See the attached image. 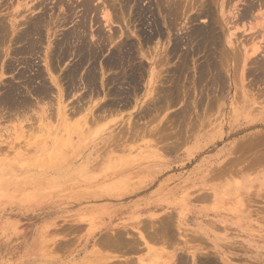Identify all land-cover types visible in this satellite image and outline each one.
<instances>
[{
  "label": "rangeland",
  "instance_id": "rangeland-1",
  "mask_svg": "<svg viewBox=\"0 0 264 264\" xmlns=\"http://www.w3.org/2000/svg\"><path fill=\"white\" fill-rule=\"evenodd\" d=\"M0 1V4H2V6L0 7V17L4 16L5 19H9L8 15L12 12L13 9L18 8V6L26 2L25 0H14L15 2H13V0ZM64 1V5L66 6H68V3L70 5V3L74 2L73 5H70L73 13L71 16H69L68 23H66V25H63L60 28H55V31L58 32V34L54 36V38L53 36H51V40H59L60 38H62V34L66 33L67 30L72 29L76 25L75 23L80 20L79 14L81 12V8L79 5L81 3V0ZM101 1L102 0H93L92 3L93 5L99 4L101 9H103V7L105 6L106 8L108 7L105 11H108L107 13H109L110 17L112 18V24L110 25L111 27H109L107 26L108 24L104 22L102 15L99 14L98 17L96 16L97 19L100 17L99 20L102 23L103 28L101 29L102 33L104 31V36H107V34L110 35L112 33H115L116 35H114L116 37L114 41L111 42V44L109 43L108 46H106V50L102 52L101 55L99 54V62L96 61L94 63L96 64L94 66H96L95 70L97 72V76L100 74L98 77L99 79L97 80V86L100 89L99 86L101 82H107V78H109L108 80H110V74L115 75L116 72H118L116 74L117 76L120 74L121 69H119L120 71H118L116 68L113 71L112 69H108V71H106L107 69L104 68V65L102 63H104V60L106 61V59H109L107 58V56L110 55L109 51L116 45V43L129 41L132 45V54L134 55L133 57H136L135 61H133L131 65H134L133 67L137 65H142V67H144V69L142 68V70L141 68H139L140 71L137 68H133L135 74L138 75L140 73V76L135 75L136 82L140 80L136 83V87L138 85L137 88H139V90L135 92L137 97L131 95L133 101L131 100L130 108L120 110L115 114L107 115L104 120L99 122V124L92 126L90 129H88V132L83 133L84 136L81 137L78 136V129H76L74 126L75 123H78V119L81 117L80 114L77 116L74 115L72 118H70L68 120L69 123L67 122L66 126L62 122H59V118L56 115L52 116L54 119H51L50 116L49 119L41 122H35L34 116L36 115V111L54 104L57 100V87L51 83V79H56L57 83L60 84L64 92H67L66 95H68V98H66V101L64 103V105H67V108L71 107L72 103L73 105L75 104L74 101L79 97V95H81L83 92L85 93V90L80 88L82 87L81 85H79V88H76L69 92L70 88H66V83L64 81V77L67 71L71 68V66H74V60L77 59V56L73 53L74 48L71 47L72 45L68 47L63 58L62 56L58 57L57 59L50 58L52 59V63L56 64V67L50 72V74L47 72V28L43 27L42 44L39 47L40 50L38 49L40 53H37L38 57L36 56V54L30 56L31 58H34L31 59L29 57V62L31 63V61H34L33 65L39 66L38 68H40L42 71V77H44L46 84L50 85L52 89L46 100H39L40 102L38 103L37 108H32V110L26 112V120H24L25 117L23 116L16 117L15 115H12L11 117H9L10 119H12L10 120L11 122H2L0 125V129L2 127H7L8 133H10V135L5 140H2V145H0V264H90L93 262V260H91L92 257H95L91 242L96 239L99 231L101 229L104 230L113 227L122 228L124 226H127L128 230L130 229V233L136 234L137 226L135 224L137 222L134 218L138 215L131 214V212L126 211V209L138 206L141 207L148 200L152 202V204L154 203L155 205H157L159 210L153 208L152 211L141 214L139 216L140 218H147L155 210L156 211L154 213L156 216H160L163 211L182 212V215H184V221L181 225L182 242H180L182 245H184L183 243L188 240V245L192 246V249L190 248V251H192V253L193 251L195 253H198V256L196 255L197 261L195 260L197 262L196 264H206L199 261V258L201 256V259H203L202 261H207V264H264V161L255 159L254 156L256 151L252 152L251 155H249L250 152H248V150H246L244 154H240L239 151H236L235 149L237 147V150H239V144L245 143L246 140H253L255 138L254 136H256L257 139H259L260 136H264V81H262L264 80V78L262 77L264 76V72L261 73L260 71L263 70H259L261 74L260 78L262 77L260 83H258L259 81H254V84L251 83L255 78L251 74L254 72V70H252L253 66L252 63H250V59L254 60V57L255 59L257 58V62L261 61V63H263L264 52L261 53V51L259 50L256 53L252 54L250 53L251 51H249L250 46L246 45L245 50L248 49V55L250 56V59L248 56L249 60L247 59V61L250 62L248 63L246 61L247 63H243V61H241L243 60V55H240L241 52L243 53V50L241 49L242 46L239 45L235 40V36L230 35V33H236L237 36H240L239 41H241L240 38L243 39L244 35L250 32H254L255 28H259L260 25L264 23V18L254 17L255 15H257V13H259V11H264V5H262L264 0H261L262 2L260 0H252L253 2H255L253 4L256 5L257 3V7L255 6L257 9H254L253 14H251L249 18H246L240 24L238 23L235 26H233V23L231 21L237 18V14L245 6V1L229 0L225 1L227 2L225 3L224 0H214L213 4L215 5H213L209 0V2L211 3L210 7L211 5L214 7H212V10H214L213 19L214 21L216 19L215 24L218 31L222 34V45L226 44L225 39L228 36H230L231 41L232 39L234 40V42L232 41V45H225L223 46L224 48L220 47V49L222 48L221 50L218 48L221 51V54H224L223 50H225V55H229H224L225 57L222 55L224 59L221 58L222 56H219L220 59L218 58V62L220 60L219 64L222 68L221 73L223 74L221 75L222 78H224L223 83L224 80L226 81V83L223 84L220 89H217V91L215 90V92H208V90L210 89L209 84H206L205 82V84H203L201 82V78L203 76L202 74L200 75L199 71L202 70L205 66L203 65L205 61L204 52L200 51L198 53L194 52L192 54L191 51L194 48V42L190 46L186 44L189 47L185 46L184 44V42H186L185 36L188 35L186 33L190 31L189 29H192L193 27L196 28L195 25H204L203 23L207 21V17H205L204 19V16H201L200 19L194 21L195 23L193 21H188L187 23L186 20L188 16L193 17L194 14L192 13L197 14L196 5H194V8L188 11L189 13L186 15H184L185 13H182L179 10L176 11V17H178V15L180 14V18H177L176 22H174V25L176 23L175 28L172 25V28H174L173 32H170L172 28L167 32V30H164V28L166 29V27L164 26V28L162 27V31H164V35H161L162 37L157 36L155 37V39L151 38L150 41L144 42L145 36L154 35V33H152L154 31L152 30L153 28L150 23L152 22L151 19L159 16V19L156 18V20L158 19L159 21L157 20V22L160 23L163 21L164 14H161L162 17L160 16V14L154 15L157 14L156 12H154V14L151 13L153 14V16L150 15L149 12L154 8V6L152 7V3L149 2V4L148 0H140L141 3H138L139 6L142 5L141 8H145V11L149 10L145 17L138 16L136 14V11L133 10L135 8H131V4L130 7H128V9L126 8L122 14L120 13L121 16H118V1H115L117 3L116 6L114 4V6L117 7V12L115 10H112L111 6L108 5L112 3V0L109 1L110 3L108 1L104 2L103 5ZM173 1L175 0H172L168 3H174ZM181 1H183V5L184 3L186 4L188 2V4H190V0ZM199 1L200 0H198V2ZM75 2H77L79 5H76L77 3L75 4ZM115 2L113 1V3ZM194 2H197V0ZM259 2L260 5H262L260 8L258 7ZM10 3L11 5H9ZM168 3V6H165L164 4V7H169L170 4ZM175 4L179 5V3ZM224 5L226 7H224ZM63 9L65 10L67 8L64 6ZM77 10H79L80 12ZM57 11H55V14H60L61 16L60 11ZM151 12H153V10ZM235 13L237 14L235 15ZM73 15H78V17L76 18L75 16L74 18ZM116 15L119 17V20L114 19ZM90 17L94 16L90 15ZM87 19L88 21L85 20V24L87 25L86 30L88 32L86 31V33L88 34V40L90 42L92 40L91 43H95V37L89 35L92 34L93 31L94 34L96 33L97 25H93L94 23H90V20H92V18L89 19V16L87 17ZM142 22L144 23L142 24ZM161 24L162 23H160V25ZM220 26H222V28ZM20 28H22V26H19V29ZM174 37L178 38V40L183 39L182 42L181 40L179 42V45L182 46L178 45L177 49L179 51L177 50L175 54H171L172 56H175L176 54L178 56L176 55L175 57L173 56L174 58L169 59L171 55L165 54V56L169 57L166 58L164 56V53L169 51ZM244 39L248 38L246 37ZM262 40L261 38H258L257 41L260 42L258 44H262V46H264V40ZM245 44L246 43H243L244 46ZM14 45L15 44L9 43L7 40L5 45L0 46V48H2V53L5 48L9 47L7 56H5V54L3 53V55L1 56L2 60L0 57V74L2 75L0 83L9 82L11 84H14L15 86L22 87V85H18L20 81L18 79H15L17 78L15 76L17 71L22 69V66H20L22 64L18 65L21 60L17 58L18 56L14 55V51H16L20 47V45L16 44L15 46H18L17 48ZM234 46L238 51L241 49L239 54H236L237 56L240 55V57H237V59L235 58V61L234 58L232 59L233 53L236 49ZM182 54H184L185 56L183 55L184 57H182ZM186 54H188L187 57ZM231 54L232 56H230ZM162 56L163 59H161ZM227 56L229 58H227ZM158 57L161 61L168 59L169 63L166 64L165 61L164 63L162 61L161 65L156 66L155 62L158 60ZM179 57H181V60L183 59L184 61L188 59V63L185 64L187 66L183 65L184 63H186V61H183V63L180 62V60L178 59ZM155 58L157 60H155ZM223 60L226 62V64L225 62H221ZM139 61H141V63ZM9 62L13 65L16 64V73L14 70V73L13 71H11L10 73V70H7V68H5V66ZM88 65H90V63L83 66L82 70L80 71V75L84 74V70H86V67L88 68ZM183 66L188 68L189 70H187L186 68L181 69L183 68ZM196 66L199 67L198 69L200 70H198L197 68L195 70ZM164 67L169 72H166ZM150 69H154L155 72L159 71V73L162 72V70L163 72L165 71L164 73H160V75L158 74L159 79L157 80L158 82H162V85L160 84L159 86L163 87L166 85L165 87H163V89L165 88L169 91L171 90L172 92H174V95L177 94V97L174 96L175 101L170 104L171 106L157 112L151 110V116H153L154 120L149 123L150 119L152 118L151 116V118L148 117L145 119H139V116L141 109L146 103V100L150 98L145 96L146 90L148 89V87L147 89H145L148 80V77L146 76L149 75V71H151ZM233 69L237 70V72ZM137 70L139 71V73ZM128 71L129 69H127V72ZM195 71L198 75H200L199 77L197 76L198 78L196 77L197 74L195 73ZM232 71L234 74H232ZM175 72L179 73L175 74ZM173 73L175 75H173ZM28 74L29 73H27V75ZM121 75L122 74H120V76ZM171 75L175 76V78L171 77ZM177 75H179V77ZM176 79L178 83H180V85L177 83V81H174ZM172 81L175 82L173 88L172 86H170L173 84ZM195 81L197 83H195ZM190 83H192V85ZM198 83L199 85H196ZM177 84L179 86H177ZM200 84L206 86L204 87L206 89H201L202 85ZM251 84L253 87L251 86ZM133 85L134 84H131L130 87L129 85L124 84V87L132 92V88L135 86ZM184 85L187 87L182 88ZM195 85L197 86V88ZM21 87L20 89L23 90L24 87ZM180 87L183 93L180 92ZM223 87L225 89H223ZM186 88L188 89L186 90ZM252 88L255 89L252 90ZM67 89L68 91H65ZM177 89L179 90V93L177 92ZM188 90L192 92H187ZM198 90L199 92H196ZM203 90H207V92ZM189 93H192V96H190L191 94L189 95ZM184 94L185 96L189 95L186 97V101L183 97ZM248 94L252 95V97ZM259 94H261V97ZM200 95H202V99H199ZM210 95L215 96L211 98L212 96ZM103 96L101 95L98 98V100L100 99L99 102L105 100ZM31 97H33L32 94H30V98ZM53 97H55V99ZM33 98L30 100L33 101ZM198 99L201 102L200 105H196L195 103H193ZM93 100L94 101L92 102L96 103L97 98ZM187 100L189 101L187 102ZM246 100L248 101V103ZM34 101V104L38 102V98H34ZM50 101H52V103ZM209 101H212L215 105L210 104L211 102L209 103ZM136 103L139 104L136 106ZM207 103L212 106L210 107ZM150 104L147 106H151ZM184 105H188V109H182L183 107L185 108ZM201 105L202 107H200ZM152 107L153 105L151 106V108ZM211 108H214V110ZM178 110H180L181 113ZM209 110H211V112H209ZM178 112L180 113V115L182 114V112H184V115L182 114L183 117H181L183 119H181L180 115L177 114ZM2 114L3 112L0 113V115ZM177 115H179V118L177 117ZM192 115H194V118H192ZM29 118L32 120H30ZM173 118H175L174 121L176 124L173 123ZM184 120L185 122H182ZM126 121H128V124ZM131 121H134L138 126L141 125L142 127H146L151 131L158 129L159 127L163 130L161 126L164 125V130H161V132L165 135L166 138H169H165L166 140L163 139V142L157 141L156 137L158 135V132L155 130L154 136H149L148 134H146V136L143 137L142 135H140L134 142H125L123 145L131 147V152L125 151L121 153L119 151H116L113 154L111 161H113V158H116L118 156L125 157L129 161L128 164H130L131 167L133 166L132 168L135 169H132L130 171H134L133 175H131L130 177V181L132 180V183L130 182L128 188H120L121 190L123 189V191L125 189H131L130 195L128 197H124V199H119L118 201L117 198L110 199V196H107L117 193L119 194L121 190H119L118 192L117 189L119 188H115L114 186L109 185L112 183L109 179L104 178V173H102L99 177L97 174V170H89V177H92L88 178V181L85 182L86 179H82V177L88 175H86L84 173V170H82L77 165V161L79 159H83L84 153H87L88 155H90V153L92 154V152L95 150L98 140L102 137H105L107 133L109 134L110 131L116 130L115 132L119 134V128L122 127L121 131L127 129L126 127L127 125L132 123ZM18 125L22 126V135H16L15 130L18 131ZM154 127L156 128L154 129ZM192 128L195 129L193 130ZM189 129L192 131H190ZM187 132H189L190 134ZM176 133L177 135H175ZM170 136L172 138H170ZM181 139L183 140L182 142ZM166 144L177 145L178 150L176 149V152L174 153H165V150L162 149V146L163 148H165ZM145 145H147V147H145ZM196 148H198L196 156L185 160L184 158H186L191 152L195 151ZM237 156H239L238 158L240 160L242 159L243 161L239 162L238 159L235 160V157ZM256 156L258 158V153H256ZM263 157L264 155L259 158ZM233 158H235V163L233 161V163L229 162L231 161L229 159ZM254 159L256 161H254ZM107 162H105L104 164H106ZM160 163H164L167 165L164 167L160 165ZM229 163L231 164L229 165ZM250 164H252V166L254 165L255 167H251ZM67 165L72 167L69 171L67 169ZM160 167L164 168L159 171L160 173H155V170ZM224 167L228 170L225 171L226 173L223 172V169H225ZM249 167L252 169H250ZM219 172L220 174H218ZM135 173L137 174V176ZM143 182L147 183L142 184ZM169 184L170 186L173 185L171 191H168V189L166 188ZM127 190H125L124 192H126ZM206 193L209 195V198L205 201L201 202L193 199L194 196L198 194L201 195ZM212 194H214V196ZM84 196L95 197L90 199L82 198ZM151 197L152 199L150 200ZM120 209H123V211H125L119 214L120 219L114 220L111 225H107V221H105L108 218L107 216L109 214L116 213L114 211ZM203 210H206L205 212H208V214L210 212L211 214L206 216V214L204 215L201 212ZM212 214L216 215L213 216ZM106 225L107 228H105ZM175 236L178 237L179 235L175 234ZM58 244L60 249L58 248ZM181 244H179V246H181ZM152 248L156 250L161 248V245H154L152 246ZM153 249H151V252L143 250L142 253L140 252L141 254L137 253V256L139 254V256L144 257L146 264H169V257H171V254H174L173 246H168L166 248L165 254L164 252H161V254H159L160 257L158 254L153 252ZM100 251H102V249H100ZM177 252L180 251L177 250ZM186 253L187 252L183 254L184 256H186L185 258L188 260V264L193 263L191 260V254L189 255L188 253ZM144 254L146 255L144 256ZM129 255L131 254H124L120 257V259H122L123 257H136V254L135 256Z\"/></svg>",
  "mask_w": 264,
  "mask_h": 264
},
{
  "label": "bare ground",
  "instance_id": "bare-ground-1",
  "mask_svg": "<svg viewBox=\"0 0 264 264\" xmlns=\"http://www.w3.org/2000/svg\"><path fill=\"white\" fill-rule=\"evenodd\" d=\"M25 1L26 2L24 4H21L20 6H18V8L12 10V12L8 15L9 19H5L4 16L0 17V46L5 45L7 40H8L9 43H13L15 45L19 44L20 47L16 51H14V55L18 56L17 58H19L21 60V62L18 63V65L22 64V65H20V66H22V69H20V70L17 69L18 70L17 73L15 71L16 70V67H15L16 64L15 63H14L15 65H13L12 63L9 62V63H7L5 68H7V70H10V73H11V71L14 70L15 73H16L15 76L17 77L15 79H18L20 81V83L18 85H22V87H24L23 90H22V89H20L21 86L18 87V86H15L14 84H11L9 82L0 83V113L3 112V114L0 115V125H1L2 122L3 123L4 122L7 123L8 121L11 122L10 120H12V119H10L9 117H11L12 115H15L16 117H22V116L25 117L26 112L32 110V108H37V105L40 102L39 100H46L47 99V96L49 95V93H50V91L52 89V87L50 85L46 84L44 77H42L43 76L42 75V71H41L40 68H38L39 66L33 65L34 61L33 62L31 61V63L29 62L30 61L29 60L30 56H32L34 54H36V56H37V53L38 52L40 53L39 47L42 44V38H43L42 37V29H43V27L47 28V35H46L47 42H48L47 43L48 45H47V48H46V60H47L46 70H47V72L50 74V72L53 69H55V67H56L55 66L56 64L52 63V61H51L52 59H50V58L57 59L58 57H61V56L63 58V56L65 55V52L68 49V47H70L72 45L71 47L74 48L73 53L77 56L76 57L77 59L74 60L75 61L74 66L73 67L71 66V68L67 71L66 75L64 74L65 75V77H64L65 80L63 78L62 79L66 83V88H68V89L70 88L69 92H71L72 90H74L76 88H79V85H81L82 87H80V88L85 90V93L83 92L81 95H79V97L74 101L75 104L73 105V103L71 102L72 103V104L70 103L71 107L67 108V105H64V103L66 101V98H68V95H66L67 92H64V90L61 88L60 84L57 83L56 79H51V83L54 84L57 87V91H58L57 92V100H56V102L54 104H52V105H50L48 107H44V108H42L39 111L37 110L36 113H35L36 115L34 116L35 122L44 121L46 119H49L50 116H51V119H52L53 118L52 116L56 115L59 118V122H62L66 126V124H67V122H68V120L70 118H72L74 115L77 116V115L80 114L81 117L78 119V123H75L74 126H75L76 129H78V136L81 137V136H84L83 133H87L88 129H90L92 126L97 125V124H99V122L104 120V118L107 117V115L115 114V113H118L120 110H123V109L125 110L127 108H130L131 107V100L133 101L132 96L137 97L135 92L137 90H139V88H137L138 85L136 87V83L139 82L140 80H138L136 82V76H138V75L140 76V73H139L140 69L139 68H141V70H142V68L144 69V67H142V65L141 66L137 65L135 67H133L134 65H131L133 63V61H135L136 57H133L134 55L132 54V45H131V43L129 41L119 42V43H116V45L113 48L111 47L112 49L109 51L110 55H108L109 57L107 56V58H109V59H106V61L104 60V63H102L104 65V68L107 69L106 71H108V69L109 70L112 69V71H113L115 68L118 71H120L119 69H121V72L122 71L123 72L122 73L120 72V74H122V75L120 76V74H119L117 76L116 74L118 72H116L115 73L116 76L113 74L114 75V77H113V75L110 74V76H111L110 80H108L109 78H107L106 79L107 82L106 81L101 82L100 86H99L100 89L97 86V80L99 79L98 77H99L100 74L98 73L99 75L97 76V72L95 70L96 66H94L96 64H94V63L96 61H98V58L100 57L101 53L106 50V46H108L109 43L111 44V42H113L115 37H116L115 33H112L110 35L107 34V36H104L105 35L104 31L102 33V30H101L103 28H102V23L99 20L100 17L97 19L99 14L102 15V17L104 19V22L106 24H108L107 26L111 27L110 25L112 24V18L110 17L109 13H107L108 11H105L108 7L106 8V6H105V7H103V9H101L99 4L93 5V3H92L93 0H81L80 1L81 2L80 5L77 2H75V4L77 3L76 5H79L80 8H81V12L79 11L80 9L77 10L81 14V15L79 14L80 20L77 23H75L76 25L72 29L67 30L66 33L62 34V38H60L59 40L58 39L57 40H54V39L51 40V36H53V38H54V36H56L58 34V32L55 31V28H60L61 26L66 25V23H68L69 16H71L72 13H73L72 12V8H71L70 5L71 4L73 5L74 2L70 3V5L68 3V6H69L68 7V6L64 5L65 4L64 0H25ZM106 1L109 2L111 0H102L101 1L102 5ZM113 1L114 2L118 1V6H117L118 8L115 7L117 3L116 2L113 3ZM141 1H143V0H141ZM141 1L140 0H112V3L108 4V5L111 6L112 10L116 11V8H117V11L119 10L118 16H121L120 13L122 14L125 11L126 8L128 9V7H130V4H131V6H132L131 8L132 9H133V7L135 8L133 10L136 11V14L138 16L145 17L149 10L145 11L146 10L145 8L144 9L141 8L142 7L141 4H140L141 6H139L138 3L139 2L141 3ZM170 1H172V0H148V3L150 2V3H152L151 6L152 7L154 6V8L151 9V11L153 10V12H151V11L149 12L150 15L153 16L154 12H156L157 14H154V15L160 14V16H161V14L162 15L164 14V16H163V21L160 22V23H162L161 25H160V23L157 22V20L159 19L158 18L159 16L156 17V18H158L157 20H156V18L151 19L152 22H150V23L152 25V28H153L152 30L154 31L152 33H154V35L153 36L152 35L151 36L150 35L145 36L144 42L145 41H150L151 38L155 39V37H157V36L160 37L161 35H164L163 34L164 31H162L164 26L166 27V29L164 28V30H167V32L173 26L175 28L176 23L174 25V22H176L177 18H180L179 17V15H180L179 13H178L179 14L178 17H176V14H177L176 11L179 10L182 13H185L184 15H186V14L189 13L188 11L193 9L194 5H196L197 12L196 11H194V12H196L197 14L192 13V14H194V16L191 15L193 17H189L188 16L189 18L187 17V20H186L187 23H188V21H190V22L193 21L194 22L197 19H200L201 16L202 17L204 16V19H205V17H207V21H205L203 23L204 25H197V26L195 25L196 28L193 27L192 29H189L190 31H188V33H186L188 35L185 34L187 36V38L185 36L186 42H184V44H185V46H188V45L190 46L194 42V48L192 47L193 50L191 49L192 50L191 51L192 54L194 52L195 53H198L200 51L204 52V55H205L204 56L205 57V61H204V64H203V65H205L204 68H203L204 70L202 68H201L202 70L198 69L199 67H197V66L195 67V70H196V68L198 70H200L199 73H200V75L202 74V76H203L201 78V82L203 84H205V83L209 84V88L211 90L209 89L208 92L209 91H211V92L214 91L215 92V90L217 91V89H220L223 86V84L226 83L225 80H224V83H223V79L224 78H222V75H221L223 73H221L222 68H221V66L219 64L220 60L218 62V58L220 59L219 56H222V55L224 56L226 51L223 50L224 54H221L220 50L222 48H224L223 46H225V45H232V41L234 42V40L232 39V41H231L230 36H228L225 39V43L226 44L223 43L224 45H222V42H223V40H221L222 39V34L217 29V26L215 24L216 23V19H215V21L213 19V16H214V10H212L213 6L211 5V7H210V4H211L210 2H212V4H213L214 0H212V1L210 0V2H209V0H200L199 2H198V0H197V2H194L196 0H190V4H188L189 2L187 1L188 3H186V4L184 3V5L182 4L183 1H181V0H179V2H178V0H175V1H173L174 3H168ZM225 1H229V0H224V2ZM244 1H245V6L242 8V10L239 13L237 12L238 14L235 13V15L237 14V18L235 20L231 21L233 23V26H235L238 23L240 24L243 20H245L246 18H249L251 16V14H253L254 9L257 7L256 6L257 3H256V5L253 4L255 2H253L252 0H244ZM13 2H15V1L13 0ZM0 3H1V1H0ZM167 3L170 4V6L169 7H164V4H165V6H168ZM175 3H179V5L175 4ZM194 3H196V4H194ZM225 3H227V2H225ZM114 4H115V6H114ZM9 5H11V3ZM213 5H215V4H213ZM225 5H224V7L227 6V5L226 6ZM262 5H264V2H263ZM262 5H260V2H259L258 7L260 8ZM1 6H2V4H0V7ZM64 6L67 9L64 10L63 9ZM6 7H5V9H6ZM198 7H199V10H198ZM57 10L60 11L61 16H60V14H57V15L55 14V11H57ZM73 10H75V9H73ZM59 11H57V12H59ZM151 13H153V14H151ZM136 14H134V15H136ZM90 15H92L94 17H90ZM75 16L73 15L74 18H75ZM88 16H89V19L92 18V20H90V23H94L93 25H95V24L97 25V30L95 29L96 33L94 34V31L92 30L93 33L89 35V36H94L95 37V41H96L95 43H91L92 40H91V42L88 40V34L86 33V31H87L86 30V26L87 25L85 24V20L88 21V19H87ZM118 16L116 15L114 19H118L119 18ZM5 17H7V16H5ZM77 17H78V15L76 16V18ZM254 17L255 18H257V17L264 18V11L263 12L259 11V13H257V15H255ZM144 20H146V19H144ZM179 21H180V19H179ZM172 22H173V24H172ZM143 23L144 22H142V24ZM177 25H178V22H177ZM19 26H22V28L19 29ZM220 27L222 28V26H220ZM174 28H172L171 31L170 30L169 31L173 32ZM230 35L235 36V40L238 42L239 45L242 46L241 49L243 50V53L241 52L242 54L240 53V55H243V60H241V61H243V63L247 61L248 56H249L248 55L249 51H251L250 53H252V54L256 53L259 50L261 51V53L264 52V46H262V44H258L260 42L257 41L258 38H261V40L262 39L264 40V23H262L259 28H257V29L255 28L254 32H250V33H248V34L243 36L244 38L247 37L248 39L240 38L241 41H239V37H240L239 35L237 36L236 33H230ZM89 38H91V37H89ZM117 38H118V36H117ZM180 40L182 42L183 39H179L178 40V38L174 37L173 43H172L169 51L164 53V56H165V54L166 55L175 54L176 51L178 50L177 47L179 45ZM220 42H221V46H220ZM243 43H246L245 46L243 45ZM186 44H188V45H186ZM246 45L250 46L249 47V51H248V49L245 50ZM179 46H182V45H179ZM15 47L17 48L18 46H15ZM133 47H134V45H133ZM220 47H222V48L220 49ZM8 48H5L3 50V53L5 54V56H7V54H8ZM238 48H239V46H238ZM241 49L238 51L237 48H236L235 52L233 53V56H232V54L230 55V56H232V59L234 58V61H235V58L237 59V57L238 58L240 57V55L237 56L236 54H239ZM186 50H190V49H186ZM180 52H181V50H180ZM236 52H238V53H236ZM3 53H2V48H0V57L3 55ZM67 54H69V53H67ZM218 54H221V55H218ZM183 55L184 54H182V57L185 56V55L184 56ZM226 55H229V54H226ZM171 56H170V58L168 56H165V57L166 58L168 57L169 59H172V58L175 57L174 55H173L174 57L173 56L171 57ZM187 56H188V54H186V57ZM223 56L221 57L222 59H224V57H225V56L224 57ZM37 57H35V58H37ZM156 57H157V55H156ZM159 57H158V60L155 58V60H157L155 62L156 66L157 65L158 66L161 65V63L163 61V60L161 61ZM33 58H31V59H33ZM133 58H134V60H133ZM227 58H229V57L227 56ZM161 59H163V56L161 57ZM178 59L180 60V62L183 63L184 60L183 59L181 60V57H179ZM249 59H250V56H249ZM1 60H2V57H1ZM187 60H185L186 63H184L183 65L188 63ZM250 60H251V62L250 61L249 62L252 63V66H253L252 70H254V72L251 73V74L255 78V79L253 78L254 79L253 81L250 79L252 81L251 83H253L254 81H259L258 83H260L261 80H262V77L264 78V76H262L260 78V75H261L260 72L261 73L264 72V61H263V63H261V61L257 62L256 61L257 58L255 59V57H254V60H252V59H250ZM164 61L166 62V64L169 63L168 59H165ZM164 61H163V63H164ZM194 61H196V60H194ZM139 62L141 63V61H139ZM221 62H225V61L223 60ZM236 62H237V60H236ZM1 63H4V62H1ZM89 63H90V65H88V68L86 67V70H84L85 71L84 74L80 75V71L82 70L83 66H85L86 64H89ZM225 64H226V62H225ZM237 64H238V62H237ZM185 66H187V65H185ZM198 66H200V65H198ZM133 68L139 69V71L137 70L138 73H139L138 75L135 74V71H134ZM175 68H177V67H175ZM184 68H186V67L183 66V68H181V69H184ZM249 68H251V67H249ZM127 69H129L128 72H130V73L127 72ZM181 69H179V70H181ZM186 69L189 70L188 68H186ZM235 69H237V68H235ZM150 70L151 71H149L150 72L149 75L146 76V77H148V80H147V83H146V87L144 86L145 89H147V87H148V89L146 90V95L145 96L150 97V98L148 100H146L147 104L145 103V105L141 109L139 119H145V118L150 117L151 116V110L157 112V111H160V110H162L164 108H167V107L171 106L170 104L173 101H175L174 96L177 97V94L174 95V92H172L171 90H170L171 91L170 92L169 90H167L165 88L163 89V87H165L166 85L163 86V87L161 86L162 88L159 86L162 82L159 81L160 82L159 83L157 79H159L160 73H164L165 71L163 72V70H162V72L159 73V71L155 72L154 69H150ZM165 70H166V68H165ZM190 70H191V67H190ZM198 70H197V73H198ZM259 70H263V71L259 72ZM2 71H3V69H2ZM14 71H13V73H14ZM106 71H103V72H106ZM234 71L237 72V70H234ZM145 72H146V70H145ZM166 72H169V71L166 70ZM172 72H174V71H172ZM27 73H29V74L27 75ZM176 73L178 74L179 72H175V74ZM195 73H196V71H195ZM175 74L173 73V75H175ZM232 74H234L233 71H232ZM142 75H144V74H142ZM200 75L197 74L196 77L197 76L199 77ZM177 76L179 77V75H177ZM1 77H2V75L0 74V79H1ZM171 77L175 78V76H172V75H171ZM177 79L174 80V81H177ZM163 80H167V79H163ZM168 80H170V79H168ZM181 80H183V79H181ZM199 80H200V78H199ZM202 80H204V81H202ZM4 81H5V79H4ZM59 81H61V80H59ZM64 81H62V82H64ZM193 81H192V83H193ZM262 81H264V80H262ZM33 83H35V84H33ZM174 83L175 82H173V84L171 83L172 85H170V86H172V88L174 87L173 86ZM177 83H178V81H177ZM192 83H190V84L192 85ZM195 83H197V82L195 81ZM124 84H127L129 86L131 84H134L135 86L133 85L134 87L132 88V92L130 90H128L126 87H124ZM178 84L180 85V83H178ZM178 84H177V86H179ZM196 85H199V83L196 84ZM200 85H202V84H200ZM251 86H252V84H251ZM185 87H187V86L184 85L182 88H185ZM204 87H206V86L202 85L201 89H203ZM196 88H197V86H196ZM226 88H228V87H226ZM68 89L65 90V91H68ZM187 89L188 88H186V90ZM204 89H206V88H204ZM223 89H225V88L223 87ZM253 89H255V88H252V90ZM179 90H181V87H180ZM179 90L177 89L178 93H179ZM190 90H191V88H190ZM226 90H228V89H226ZM203 91L207 92V90H203ZM203 91H202V93H203ZM180 92H182V90ZM187 92H192V91L188 90ZM196 92H199V90L196 91ZM30 94H32L33 97L35 96L34 98H36V99L38 98V102H36L34 104V102H35L34 98L33 97L30 98ZM261 94H259L260 97H261ZM101 95L102 96L104 95L103 97H104L105 100L99 102L100 99L98 100V98ZM189 95L192 96V93H189ZM189 95H187V96H189ZM248 95H250V94H248ZM187 96H185V94L183 96L185 98V101L187 99L186 98ZM201 96L202 95H200V97ZM210 96H212V95H210ZM214 96H212L211 98H213ZM216 96H218V95H216ZM250 96L252 97V95H250ZM130 97H131V99H130ZM200 97H199V99H202V97L201 98ZM29 98L30 99L33 98L34 102L31 101ZM53 98L55 99V97H53ZM95 98H97L98 102L96 101V103H93L92 101H94L93 99H95ZM107 98H109V99H107ZM257 98H259V97H257ZM180 99H181V97H180ZM199 99L195 100L193 103H195L196 105H200L201 102H200ZM220 99H219V101H220ZM134 101H135V99H134ZM188 101L189 100H187V102ZM212 101H209V103L211 102L210 104L215 105L213 103L214 101L213 102ZM50 102L52 103V101H50ZM150 102H151V104H150ZM247 103H248V101H247ZM138 104L139 103H136V106ZM149 104L151 106L153 105V107L152 108H151V106L148 107L147 105H149ZM187 106H185V108L183 107L182 109H186V108L188 109ZM200 107H202V105ZM211 109L214 110V108H211ZM178 111L180 112V110H178ZM181 111H184V110H181ZM179 112L177 114L180 115L181 112L180 113ZM207 112H208V110H207ZM209 112H211V110H209ZM182 114L184 115V112H182ZM187 114H188V112H187ZM179 115H177V117ZM181 115H180V118L183 117V115L182 116ZM193 116L194 115H192V118H194ZM57 117H55V118H57ZM151 117H150L151 119H150L149 123L154 120L153 116H151ZM178 118H176V119H178ZM26 119H27V117H25L24 120H26ZM181 119H183V118H181ZM30 120H32V119H30ZM174 120H175V118H173V120H172L173 123H175ZM185 120L182 121V122H185ZM192 120H194V119H192ZM128 121H126L127 124H128ZM169 121H171V120H169ZM131 122L132 123L129 122L130 124L127 125V127H126L127 129L124 128L125 130H123V131H121L122 127L121 128L118 127L119 128V134L115 132L116 130L110 131L109 134L107 133V135L105 137H102L101 139L98 140V142L96 144V147H95V150L92 152V154L90 153V155H88L87 153H84L83 159H79L77 161V165L82 170H84V173L86 175H88V176H83L82 177V179H86L85 182L88 181V178L92 177V176L89 177V175H90L89 174V170H93L94 169V170L98 171L97 174H98L99 177H100V175L102 173H104V178L109 179L110 182L112 183V184H109V185H112L115 188H119V189H117L118 192H119V190H121L120 188H122V187H125V188L127 187L128 188V186L130 185V182L132 181V180L130 181V177L134 173V171L133 172H130V171L132 169H134V168H132L133 166L131 167L130 164H128L129 161L125 157H119L118 156L116 158H113V161H111V158H112L113 154L116 151H119L121 153H123L125 151L131 152V149H132L131 147H129L127 145H123L125 142H128V141L134 142L135 140L138 139V137L140 135H142L143 137L146 136V134H148L149 136H154L155 130L158 132V135L156 137L157 141L161 142L163 139L166 138L165 135L162 134V132H161L162 129H160V127L158 129H155L156 127H154L155 130L151 131L150 129H147L146 127H142L141 125L138 126L134 121H131ZM182 122H181V124H182ZM18 126H19L18 131L15 130L16 131V135H22V126L21 125H18ZM161 127L164 130V125L161 126ZM106 129H107V127H106ZM192 129L194 130L195 128H192ZM203 129H204V127H203ZM166 130H167V128H166ZM179 130H181V129H179ZM190 131H192V130H190ZM189 132H187V133H189ZM73 133H75V132H73ZM93 133H96V132H93ZM182 134H184V133H182ZM9 135H10V133H8L7 127H5V128L2 127L0 129V145H2V142H3L2 140H5ZM175 135H177V133ZM187 136H188V134H187ZM93 137H91V138H93ZM254 137L255 138L253 140H250V141L246 140L245 143L239 144L240 145L238 147L239 150H237V147L235 149H236V151H239L240 154H244V152L246 150H248V152H250L249 155H251L252 152L256 151V153H258V158H257L256 153H255V156H254L255 159L256 160L258 159L260 161H262V160L264 161V157L263 158H259V157H262V155H264V136H262V137L260 136L259 139H257L256 136H254ZM168 138H166V139H168ZM170 138H172V137L170 136ZM178 140H179V138H178ZM182 141L183 140L181 139V142ZM88 143H90V142H88ZM176 146L177 145H174V144L173 145L166 144V147L163 148V146H162V149L165 150V153H174V152H176V149L178 148V146L177 147ZM145 147H147V145H145ZM179 147H180V145H179ZM197 149L198 148H196L195 151L191 152L184 159L188 160V158L195 157L196 154H197V151H198ZM133 150H135V149H133ZM248 152H246V153H248ZM249 155H247V156H249ZM238 157L239 156L235 157L236 159L235 158L229 159V160H231L229 162H232V161L234 162V159L235 160L238 159L239 162L243 161L242 159L240 160ZM255 159H254V161H256ZM105 162H107V163L104 164ZM230 164L231 163H229V165ZM237 164H238V162H237ZM257 164H258V162H257ZM69 165H67L68 171L72 168ZM160 165L165 167L167 164L160 163ZM250 165H251V167L254 166V165L252 166V164H250ZM164 167L158 168L157 170H155L156 171L155 173H158ZM250 169H252V168H250ZM223 170H224L223 171L224 173H226L225 171H228L226 168L223 169ZM218 174H220V172ZM221 174H222V172H221ZM136 176H137V174H136ZM214 177H215V174H214ZM106 183H107V181H106ZM145 183H147V182H143L142 184H145ZM172 187H173V185L170 186V184H169V185H167L166 188L168 189V191H171ZM125 190H127V189H125ZM130 190L128 189L126 192H124L123 189H122L121 192H119V194L117 193V194L107 195V196H110L109 197L110 199L111 198H117V200L119 201V199H124V197H128L130 195V193H131ZM110 192H111V190H110ZM122 192H124V193H122ZM212 195L214 196V194H212ZM94 197L95 196H88V197L84 196L82 198L90 199V198H94ZM82 198H80V199H82ZM208 198H209V195L206 193V194H201V195L198 194V195L194 196L193 199L196 200V201H201L202 202V201L207 200ZM151 199H152V197L150 198V200ZM153 204H152V202H150L148 200L141 207L138 206V207H131L129 209H126V211L131 212V214H137L138 215V216H136L134 218L135 221L137 222L135 224L137 226L136 227V234L135 233L134 234L130 233V231H129L130 229L128 230L127 226H124L122 228L113 227V228H110V229H104V230L101 229L99 231L98 236L96 237V239H94V241L91 242V245H92V247L94 249L95 257H92L91 260H93V262L90 263V264H146L144 257L139 256V254H141L143 252V250H145L147 252L148 251L151 252V249H153L152 246H154V245H157V246L161 245V248L156 249V250L153 249V252H155L158 255L161 254V252H164V254H165L166 248L168 246L169 247H172V246L174 247V254H171V257L168 256L169 257V264H188V260L185 258L186 256H184V254H183L185 252H187L189 255L191 254V257H192L191 260L193 262L191 264H194V263L196 264L197 263L196 262L197 261L196 257L198 256L197 255L198 253H195L194 251L192 253V251H190L192 249L191 248L192 246L188 245V242H187L188 240L187 239H186L187 241L185 240L186 242H184V240H183V242H184L183 244L184 245L181 244V242H182V240H181V238H182L181 237V233H182L181 232V230H182L181 225L183 224V221H184V217H183L184 215H182V212L163 211L162 214H160V216H156L154 212L156 210H159V208L157 207V205H155V204L153 205ZM152 206H154V207H152ZM153 208L156 209V210L154 212H152L147 218H140L139 217L141 214H144L146 212L152 211ZM205 211L206 210H203L201 212L204 215L206 214V216L211 214L210 212L208 214V212H205ZM114 212H116V213L109 214L107 216L108 218L105 220V221H107L106 222L107 225H111L114 220L120 219L119 218V214L123 213L125 211H123V209H120V210H117V211H114ZM197 215H199V214H197ZM212 215L215 216L216 214H212ZM107 225H106L105 228H107ZM175 232H177V233H175ZM175 234H178L179 236L176 237ZM177 241H179V242H177ZM179 244H181V246H179ZM56 248H57V245H56ZM58 248L60 249L59 244H58ZM100 249H102V251H100ZM177 250H179L180 252H177ZM56 251H57V249H56ZM147 252H144V253H147ZM137 253H139L138 256H137ZM124 254H127V255L131 254V255H134V256L136 254V257L135 258H126V257L124 258L123 257L122 259H120V257L122 255H124ZM131 255H129V256H131ZM145 255L146 254H144V256ZM159 257H160V255H159ZM201 257L199 258L200 259L199 261L201 263H206L207 264V261H202L203 259H201ZM162 261H163V259H162Z\"/></svg>",
  "mask_w": 264,
  "mask_h": 264
}]
</instances>
